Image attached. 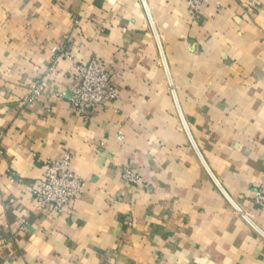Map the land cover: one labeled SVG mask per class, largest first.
Returning a JSON list of instances; mask_svg holds the SVG:
<instances>
[{"label":"crops","instance_id":"0c3cea01","mask_svg":"<svg viewBox=\"0 0 264 264\" xmlns=\"http://www.w3.org/2000/svg\"><path fill=\"white\" fill-rule=\"evenodd\" d=\"M92 60L119 98L85 121ZM63 152L83 192L56 215L31 190ZM262 188L264 0H0V264H264Z\"/></svg>","mask_w":264,"mask_h":264},{"label":"built area","instance_id":"2783aa9c","mask_svg":"<svg viewBox=\"0 0 264 264\" xmlns=\"http://www.w3.org/2000/svg\"><path fill=\"white\" fill-rule=\"evenodd\" d=\"M185 1L192 17L197 19L200 9L213 0ZM52 53L59 56L51 61L49 69L51 73L55 71L59 58L73 59L72 44L67 40L65 46L54 48ZM70 78L72 87L69 91L68 102L72 113L82 120H88L93 110H104L119 98V91L114 85V70L104 61L92 60L87 64H75ZM44 87L45 84L41 82L30 88L29 104L42 96ZM62 97H65V94ZM118 140H121V137H118ZM121 177L129 185H137L141 182L140 176L131 168H125ZM82 192V181L72 170L71 157L68 152H63L57 160H46L43 163L40 180L31 190L38 207L56 215L62 214L63 210ZM254 202L257 205H264V188L254 194ZM241 215L247 220L245 215Z\"/></svg>","mask_w":264,"mask_h":264}]
</instances>
